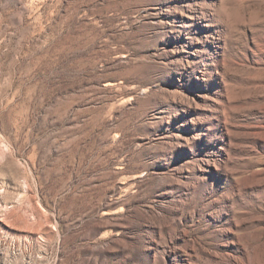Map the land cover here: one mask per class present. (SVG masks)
<instances>
[{"label": "rangeland", "instance_id": "1", "mask_svg": "<svg viewBox=\"0 0 264 264\" xmlns=\"http://www.w3.org/2000/svg\"><path fill=\"white\" fill-rule=\"evenodd\" d=\"M0 264H264V0H0Z\"/></svg>", "mask_w": 264, "mask_h": 264}]
</instances>
